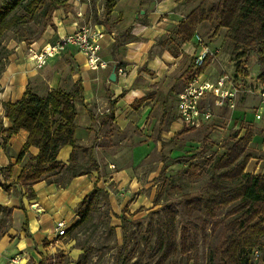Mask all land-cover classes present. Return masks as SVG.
I'll return each instance as SVG.
<instances>
[{
	"label": "crops",
	"instance_id": "obj_1",
	"mask_svg": "<svg viewBox=\"0 0 264 264\" xmlns=\"http://www.w3.org/2000/svg\"><path fill=\"white\" fill-rule=\"evenodd\" d=\"M147 1L149 2V0H130L124 5L123 0H115L111 17L114 19L121 16L115 23L116 28L111 26V29H108L106 25L93 21V25L103 30L105 34L101 53L113 63L108 69L89 70L85 65L84 55L73 47H67L60 56L50 58L43 67L36 68L26 58L28 43L24 41L15 44L7 61L2 65L0 69V264H75L81 249L75 244L76 239L73 236L69 235L67 238L63 235L58 236L55 224L60 219L65 221L66 228L74 223L77 220V208L82 198L90 192L94 184L100 186L101 183L96 171L76 175L65 184L47 177L32 185L33 195L27 194L24 187L16 182V177L21 169L28 165L30 157L37 153L38 148L29 146L17 161L16 158L28 135L27 130L22 128L9 137L6 145L3 144L2 131L10 126V121L4 114L3 103L19 99L26 87H30L41 97H45L49 90L56 87L74 93L75 139L77 144L83 146L98 140H107L111 143L114 141V135H108L111 132L115 133V129L125 131L130 126L143 124L157 100L156 95L152 96L155 91L151 86H156L162 78L171 76L178 68L182 57V53L172 54L169 44L160 46V40L156 41L167 38L179 19L185 15L171 11L176 10V0H151L149 3ZM85 5L84 0H65L62 6L52 12V24L45 27L39 38L31 41L32 45L41 47L54 43L63 34L73 31L76 26L83 23L81 17ZM129 14L133 15V20L126 23L125 19ZM119 30H126L120 41H118ZM187 43L191 45L188 49L190 53L192 52L193 62L196 44L185 42L180 48L186 51L184 46ZM113 44L115 56L112 54ZM214 60L209 62L203 76L215 79L217 75L222 74H216L217 66L234 71L233 63L229 59ZM114 65L122 66L125 74L121 75L116 71L114 80H110L109 73ZM229 70H226L227 73H231ZM184 84L175 94V108L176 95ZM253 86L252 89L243 87L234 109L217 105L213 108V115L217 111L221 113L230 110L226 121L231 123L233 129L239 131V135L243 134L248 125L242 126L240 120L235 122L233 119L244 114V110H247L250 122L255 121L250 115L254 110L256 111L254 118H262L260 113L264 111V99L257 94L255 83ZM247 91L251 96H247L245 103L240 105L241 97ZM145 96H149V99L140 108L135 110L131 107L134 99ZM110 107L113 110L114 120L111 121V126H108V130L112 129L111 132L105 133L107 124L102 120H106ZM160 108L162 111L160 123H162L165 118L163 103ZM256 114L260 115L259 118ZM79 116L81 124L78 122ZM173 123L171 127L176 126L179 129L182 124L185 125L179 118ZM251 129L253 136L250 143L258 141L257 135L260 131V160L252 155L245 170L264 174V155H262L264 124L260 125V129L253 124ZM100 131H103V136L99 134ZM125 140L131 141L129 137ZM143 143H153L151 133ZM71 151V145H62L58 149L56 159L68 163ZM124 175L120 174L119 177Z\"/></svg>",
	"mask_w": 264,
	"mask_h": 264
},
{
	"label": "rangeland",
	"instance_id": "obj_2",
	"mask_svg": "<svg viewBox=\"0 0 264 264\" xmlns=\"http://www.w3.org/2000/svg\"><path fill=\"white\" fill-rule=\"evenodd\" d=\"M6 1L0 0V6ZM27 1L23 0L16 7L15 13H24V3ZM84 1H86V5L81 22L93 24L94 14H102L106 0ZM123 1L122 4L127 5L130 0ZM219 1L194 0L185 3L183 0H176V10L171 11L184 15L200 2L203 3L205 8H208L216 5ZM120 18L121 16L114 19L111 17L112 28H116L115 23ZM46 19L47 16L43 17L41 12H38L25 24L5 32L0 40V69L7 61L15 44L21 41L19 39H24V43H28L27 51L32 42H26V40H36L41 36ZM132 20L133 15L129 14L125 22L128 23ZM213 23L214 19L200 23L196 27V34L200 35L210 45H219L221 52L215 59H229L233 63L234 69L232 72V70L217 66L216 74L225 73L226 70H229L232 74L234 73L233 75L236 78L243 80V87L252 89L254 83L256 84L259 69L256 56L251 53L246 59H241L247 71V76L242 78L236 72V63L240 59L231 54L229 41L225 37L226 30L222 28L216 36H211ZM124 32L126 30L118 31V41L121 40ZM173 36L174 33H171L167 38H160L156 42L160 40V46L169 44L170 52L174 55L182 53V57L178 68L171 76L162 78L156 86H151V89L155 91L152 96L156 95L157 100L144 123L139 126H130L125 131L115 129L114 133L111 132L112 129L108 130V126H111L112 122L107 117L106 120H102L107 124L105 133L110 131L111 134L108 136L114 135V141L108 143L107 140H98L96 142L92 141L88 145H81L82 148L75 151V160L70 163L76 166L73 169L75 173L95 171L93 160L88 158V153L91 152L98 166L96 171L98 179H101L99 187L108 192L107 203L102 199L86 222L78 226L71 234H63L65 238L70 235L76 239L75 244L81 249L78 259L81 258L84 264H114L117 250L125 239H128L125 264H155V236L152 234V230L146 228L150 222L156 225L158 218L164 216V209L169 206L175 207L177 211L175 225L178 237L182 229H186L188 232L187 240L191 246L187 253H178L174 259L175 263L221 264L218 255L222 243L221 227L211 230V223L207 222L204 214L186 211L181 195L184 192L196 191L199 186L208 180L211 175L209 162L215 155L226 149L231 142L232 134L236 130L232 128L231 123L226 121L230 110H224L221 113L217 111L218 113H214L209 123L198 129L183 124L180 129L176 126L171 127L178 118L174 107L175 94L188 79L190 73L185 72V69L192 60V52L190 53V49H188L191 45L187 43L184 46L186 47L185 51L180 48L183 43L179 44ZM249 93L248 91L244 92L240 105L245 103L247 96H251ZM164 99L165 101H163ZM162 103L165 118L160 123L162 115L160 105ZM243 112L244 114L233 120L235 122L240 120L242 126L248 125L251 127L254 124L259 129L260 125L264 124V111L260 113L261 119L254 118L255 110L251 112L250 115L255 120L253 122L248 119L247 110ZM78 122L81 124L80 116ZM258 132V141L249 143L247 151L257 156V160H260V131ZM149 133L153 137V143L144 144V139ZM99 134L103 136V131H100ZM127 137L131 141L125 140ZM190 155H195V157L188 159ZM179 156L181 158H178ZM190 162L196 163L200 167L197 176L191 177L189 175L188 164ZM69 174L70 171L63 175H52L50 177L62 182ZM120 174L125 175L119 177ZM224 211L218 213V219L223 216ZM123 213L127 219L125 235L123 228L120 226V216ZM165 264H170V262ZM249 264H264V245H258V251H254L251 255Z\"/></svg>",
	"mask_w": 264,
	"mask_h": 264
},
{
	"label": "trees",
	"instance_id": "obj_3",
	"mask_svg": "<svg viewBox=\"0 0 264 264\" xmlns=\"http://www.w3.org/2000/svg\"><path fill=\"white\" fill-rule=\"evenodd\" d=\"M183 1L190 3L194 0ZM22 2L23 0H7L0 6V40L7 30L25 24L38 12H41L43 17L47 16L44 30L48 24H52L54 9L62 6L65 0H28L24 3V13H15L16 7ZM114 4V0H106L102 14H94V23H102L111 29L110 19ZM211 19H214L211 36H216L219 30L224 28L231 54L240 59L236 63L237 74L242 78L247 76L241 59H246L252 53L256 56L259 68L256 80L264 81V0H220L216 5L208 8L200 2L182 16L172 28L173 38H176L179 44L195 42L196 27ZM19 40L24 41V39ZM32 40L35 39H28L26 42ZM112 51L115 56L114 44ZM209 62L210 59L206 58L197 72H202ZM192 65L191 61L185 72H191ZM74 98V93L67 92L61 87L52 88L45 97L39 96L30 87H26L19 99L3 103L4 114L10 121V126L2 131L3 144L6 145L9 137L22 128L27 130L28 135L16 158L17 161L29 146L38 148L37 153L30 157L28 165L22 168L16 177V182L22 185L29 195L34 194L33 184L52 175H63L70 171L67 178L60 182L65 184L76 175L91 172L75 173L73 169L76 166L70 164L75 160L76 149L82 148L75 139ZM148 99L149 96L134 99L131 107L137 110ZM106 117H109L111 121L114 120L112 107L109 108ZM252 136L253 131L249 126L245 128L242 135H239V131L236 130L226 149L215 155L209 162L211 175L208 180L196 191L184 192L181 195L186 211L204 214L207 222L211 223V230L221 227L222 243L218 250L221 264H249L251 255L254 251H258V245H264V174L245 170L252 157V154L247 151ZM65 144L72 146L68 163L56 159L58 149ZM194 157L195 155H190L188 159ZM88 158L93 160L94 170L97 171L98 166L91 152L88 153ZM199 169L196 163L188 164V173L191 177L197 176ZM102 199L107 203L108 192L94 184L79 203L78 219L66 229L65 233L71 234L78 226L86 222ZM223 210H225L223 216L218 219V213ZM176 214V208L169 206L164 209V216L158 218L156 225L150 222L146 228L152 230L155 236V264L169 262L176 264L174 259L178 253H187L191 248L186 229H182L178 237L175 225ZM126 220L123 213L120 216V226L123 228L124 235ZM127 244L128 239H125L117 250L114 264L126 263ZM75 264L84 263L79 258Z\"/></svg>",
	"mask_w": 264,
	"mask_h": 264
},
{
	"label": "built area",
	"instance_id": "obj_4",
	"mask_svg": "<svg viewBox=\"0 0 264 264\" xmlns=\"http://www.w3.org/2000/svg\"><path fill=\"white\" fill-rule=\"evenodd\" d=\"M104 31L96 25L82 23L76 28L60 36L54 43L41 47L28 46L26 58L36 68L43 67L50 58L60 56L67 47H73L85 57V65L89 70H105L113 63L106 59L102 53V41ZM196 51L193 55V67L189 79L176 95L177 117L190 128H200L213 116L214 105L234 109L240 93L243 90V80L236 78L232 73H222L215 79L203 76V72H197L206 58L214 60L221 52L217 44L206 43L200 35H194ZM116 71L123 75L122 66H115ZM255 90L261 99H264V81H256ZM259 114L256 117L259 118ZM63 220L56 222V234L63 235L66 231Z\"/></svg>",
	"mask_w": 264,
	"mask_h": 264
},
{
	"label": "water",
	"instance_id": "obj_5",
	"mask_svg": "<svg viewBox=\"0 0 264 264\" xmlns=\"http://www.w3.org/2000/svg\"><path fill=\"white\" fill-rule=\"evenodd\" d=\"M115 76H116V69L115 67H112L109 73V79L114 80Z\"/></svg>",
	"mask_w": 264,
	"mask_h": 264
}]
</instances>
